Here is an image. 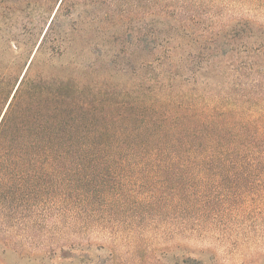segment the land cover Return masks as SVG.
Returning <instances> with one entry per match:
<instances>
[{"label": "trees", "instance_id": "trees-1", "mask_svg": "<svg viewBox=\"0 0 264 264\" xmlns=\"http://www.w3.org/2000/svg\"><path fill=\"white\" fill-rule=\"evenodd\" d=\"M92 1L0 0V264L91 260L87 243L49 244L56 209L73 221L89 215L75 229L111 228L117 239L126 234L140 245L141 208L173 210L183 234L208 200H264V0H97L102 31L112 39L134 37L149 56L165 48L164 58L142 64L149 71L144 94L121 92L112 117L98 126L81 122L84 104L75 80L32 77L33 59L19 76L18 51L29 43L7 30L20 14L32 23L56 10L36 56L62 42L65 19ZM222 2L226 25L216 30L206 20ZM179 33L195 42L184 58L192 68L182 60L159 74ZM220 54L233 57L231 73L255 77L226 106L201 103L191 92L168 97L158 91L178 76L187 74L191 83L213 71ZM113 249L109 261L123 264L119 246ZM177 249L171 255L176 264L219 261L184 243Z\"/></svg>", "mask_w": 264, "mask_h": 264}, {"label": "rangeland", "instance_id": "rangeland-1", "mask_svg": "<svg viewBox=\"0 0 264 264\" xmlns=\"http://www.w3.org/2000/svg\"><path fill=\"white\" fill-rule=\"evenodd\" d=\"M52 11H48L43 17L36 16L35 22L32 23L20 14L16 23L7 27L22 43H29L27 48L18 51L20 77L26 73L33 59L28 72L32 77L75 80L81 87V102L84 106L79 111V116L84 125L98 126L103 120H109L121 92L144 94L141 86L149 71L142 67V64L158 57L164 58L165 48L149 56L147 50H141L142 45L136 47L134 37L130 40L126 37L115 41L111 38L112 33L102 31L100 18L104 10L100 8L97 0H93L91 3L81 4L65 19V39L62 42L57 43L53 50H40L35 56L47 30L48 21L50 22L51 15L53 16L56 10ZM211 14L212 17L206 20L209 27L218 30L226 25V2L218 5ZM136 26L134 24V28ZM193 42L184 35L180 36V33L175 36L170 59L164 60L166 63L163 67H157L158 73H164L166 64L177 65L182 63V60L183 67L190 65L191 69V62H184V58L188 53L195 51ZM121 50H125V54L119 56ZM206 54H211V51ZM232 60L233 57L226 58V54H220L214 70L204 71L191 83L187 82L188 75L183 73V70L179 71L185 75L176 77L175 81L164 89L159 87L158 91L168 97L172 94L179 96L191 92L201 103L217 101L226 106L228 98L242 96L244 88L241 85L255 81V77L241 78L231 73L228 64H232ZM164 78L168 82L167 76L164 75ZM237 83L239 87H236ZM171 85L172 90H168ZM208 202L207 208L199 207L200 212L192 214L193 218L183 234L179 230L180 221L173 210L162 206L160 212H147L141 208L142 213L139 215L144 219V228L138 232L143 239L140 245L129 242L126 234H121L117 239L111 228L107 231H101L99 228L86 230L78 225V229H75V224L79 220L87 219L89 215L83 214L77 221H73L69 213L61 215L62 211L56 209L52 213L49 244L62 247L73 242L87 243L92 259L84 264H112L109 260L114 245L119 246L123 264H176L171 260V255L180 252L177 248L182 243L202 253L205 258H210L211 254L216 255L219 261L214 264H264V200ZM134 217L136 216L132 215L127 219L130 220L129 224L122 222L123 226H129ZM70 260L63 262L56 257L52 264H70Z\"/></svg>", "mask_w": 264, "mask_h": 264}]
</instances>
